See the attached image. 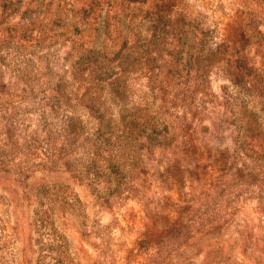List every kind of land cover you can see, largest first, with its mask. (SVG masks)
Returning <instances> with one entry per match:
<instances>
[{
  "label": "rangeland",
  "instance_id": "rangeland-1",
  "mask_svg": "<svg viewBox=\"0 0 264 264\" xmlns=\"http://www.w3.org/2000/svg\"><path fill=\"white\" fill-rule=\"evenodd\" d=\"M75 1L0 7V264H264V159L234 140L228 108L242 100L219 56L200 81L182 67L188 43L176 36L143 52L150 35L136 15L143 39L127 44L136 46L128 50L135 64L122 105L109 78L86 70L72 80L83 38L71 47L75 32L63 33L56 10L67 21ZM173 3L172 23L207 32L192 41L195 52L226 37L236 9L262 11L244 0ZM247 54L264 71V39ZM61 76L67 103L53 98ZM256 95L241 96L259 110L264 131V94ZM95 96L113 116L124 107L139 127L99 130L80 103ZM70 115L80 128L67 139ZM152 121L161 124L152 130Z\"/></svg>",
  "mask_w": 264,
  "mask_h": 264
},
{
  "label": "trees",
  "instance_id": "trees-1",
  "mask_svg": "<svg viewBox=\"0 0 264 264\" xmlns=\"http://www.w3.org/2000/svg\"><path fill=\"white\" fill-rule=\"evenodd\" d=\"M132 1H137L141 5L135 8ZM244 1L253 2L254 6L260 5L262 11L248 10L243 14L242 10L237 11L236 9L228 21L226 37L215 47L199 43L200 49L196 52L193 50L192 41L195 38L201 39L207 32L197 30L194 26L184 29L180 24L172 23L168 10L174 5V0H76L75 7L72 9L74 13L67 21H65L67 15H64L58 8L56 17L62 22L61 27L64 26L63 33L75 32L71 47H75L77 34L81 33L80 38H83L81 50L76 47V57L71 61L69 72L72 80L76 79L78 73L82 74L86 70H89L90 74H95L98 80H104L107 77L113 99L120 98L122 105H125L128 92L126 76L135 64V59L128 50L130 46L136 47L133 44L129 46L127 44L129 39L132 43L143 39L142 29L139 26L135 29L133 27L134 17L139 15L141 24H146L145 33L150 35L141 47L143 52H148L150 45L159 49L160 39L166 37L167 34L176 36L177 41L182 45L188 43L182 67H187L188 71L194 69L195 78L200 81L206 77L209 67L219 56V61L223 63L228 72L227 79L233 87L232 90L235 89L234 99L242 100L236 110L231 107L232 105L228 108L229 121L236 132L234 140L244 151L259 153L264 159V131L259 110L254 104L249 106V103L244 102L241 96L264 94V71L258 70L247 54L249 44L260 43L264 39V33L259 29V24L264 22V0ZM143 4H145L144 8ZM103 5L106 6L105 10H103ZM6 6H8L6 0H0V7L5 9ZM134 9L137 10L136 13ZM105 36L112 38V46H115L112 51H107L105 47ZM123 51L127 52L123 53ZM194 52L196 55H193ZM177 59L175 58L174 62H178ZM147 62L146 59L143 61V63ZM116 65L119 66L118 74L114 72ZM51 89L54 91L53 98L56 102L60 100L68 102L69 96L63 76L53 83ZM233 92L228 90L229 95ZM80 103L92 117L97 119L99 130L103 128V131H113L116 129L115 125L120 124L123 127H139L135 119L129 116L126 109H123L124 107H121L122 109L113 116L108 111L106 103L100 101L98 96H95L94 100L92 98L83 99ZM78 122L79 118L74 115L67 117L65 125L67 139L78 132L80 128ZM157 124L161 122L152 121L151 125L147 124V127L153 130L156 129ZM143 127L142 125L141 128Z\"/></svg>",
  "mask_w": 264,
  "mask_h": 264
},
{
  "label": "clouds",
  "instance_id": "clouds-1",
  "mask_svg": "<svg viewBox=\"0 0 264 264\" xmlns=\"http://www.w3.org/2000/svg\"><path fill=\"white\" fill-rule=\"evenodd\" d=\"M236 7H240V5H236ZM253 7H255L254 5H253ZM141 215H142V213H141ZM138 224H139V222H137ZM154 251V250H153ZM147 255H151V253H148ZM144 260V257H140L139 259H138V261H136V262H134V264H142V261Z\"/></svg>",
  "mask_w": 264,
  "mask_h": 264
}]
</instances>
